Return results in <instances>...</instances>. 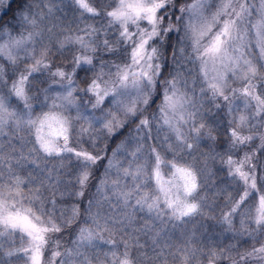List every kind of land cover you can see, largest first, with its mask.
Masks as SVG:
<instances>
[{"label":"snow or ice","instance_id":"obj_1","mask_svg":"<svg viewBox=\"0 0 264 264\" xmlns=\"http://www.w3.org/2000/svg\"><path fill=\"white\" fill-rule=\"evenodd\" d=\"M95 2L69 0L68 10L80 12L75 32L82 34L56 41L53 29L45 24L51 9L48 14L38 10L45 6V0H0V40L7 37L0 44V59L12 65L9 72L0 64V135L8 128L28 136L19 151L13 148L5 153L0 147V237L18 233L22 242L26 237V247L6 255L22 253L31 264H41L42 251L52 243L53 235L71 230L81 222L91 226L79 227L72 241V254L80 264L97 259L94 250L104 246L114 249L110 254L104 253L109 264H134L130 251L141 247L138 239L133 243L114 239L116 234L127 231L132 216L127 212L113 215L111 208L105 211V204L113 197L120 211L129 207L133 212L146 208L149 216L155 214L154 220L162 225L153 237L155 251L167 226L176 228L188 223L200 214L205 201L199 195L204 187L198 179L201 170L195 165L199 157L189 163L185 156L198 151L204 137L215 145L217 137L212 133L222 126L217 115L223 105L216 103L204 110L203 103L211 104L219 99L230 102L240 95L246 98V110L252 101L256 102V112L249 117L241 116V125L264 116V99L255 95L257 84L253 83L260 81L264 87V0L258 3L256 0H185L183 3L181 0H117L116 6L108 11L105 8L110 7L111 0L108 3L98 0L99 7L94 6ZM85 15L93 20H106L107 24L80 27L79 21ZM110 34L115 36L114 43L109 39ZM73 46L78 48V54L53 70L55 57L65 56ZM19 52L24 56L14 55ZM21 59L34 63L9 85L5 77L15 75ZM166 71L170 79H161ZM229 74L234 80L245 82V87L233 88L225 95L229 91ZM49 78L64 90L55 97L48 95L53 87L48 83ZM77 78L83 87L76 86ZM189 78L192 89L188 88ZM178 84H183L186 91L182 92ZM197 84L199 95L208 97L199 107L188 95L189 91L195 95ZM33 89L34 94L29 95ZM13 99L16 107L10 110ZM49 99L53 100L51 104ZM36 108L48 110L34 115ZM149 109L153 111L149 113ZM72 110L76 111L75 116L71 115ZM228 110L233 113L237 108L229 103ZM197 120L204 122L195 127ZM81 122L87 126L77 128ZM189 123L193 127L186 134L181 129ZM154 127L157 133L166 127L170 134L151 146L147 141L159 139L158 135H152ZM189 138L193 143H188ZM255 138L231 129L226 150L238 154L235 150ZM260 138L257 151H264V136ZM73 142L81 147L71 146ZM27 143L32 147L25 152ZM85 144L92 150L82 147ZM133 144L135 147L129 152ZM169 155L171 161L167 159ZM253 155L245 153L239 161L229 156L223 161L229 167V177L238 186L242 185L243 193L217 223L227 225L226 231L233 232V217H246L241 219V230L234 232V236L258 240L264 234V174L259 164L250 163ZM245 167L248 171L243 170ZM29 168L27 175L20 174ZM163 169L170 170L169 180L163 179ZM114 170L116 179L109 183ZM93 187L97 194L111 191L112 197L104 196L101 200L93 197L85 202ZM149 188L150 191H145ZM49 189L53 191L51 200L45 196ZM57 192L63 207H58ZM257 194L255 213L251 205L241 212ZM133 199L135 204L131 203ZM232 199L229 194L228 200ZM69 200L75 202L68 205ZM253 223L252 230L244 227ZM147 228L146 225L139 231ZM105 233L113 238L106 239ZM128 241H133L131 234ZM121 243L125 250L119 253ZM55 246H61L59 241ZM234 248L235 245H228L223 251L209 250L202 254L210 257L209 264H217ZM176 251L188 250L177 248ZM164 253L161 247L154 259H162ZM69 254L54 251L52 260ZM250 257L264 259V244L254 247L240 260L247 261Z\"/></svg>","mask_w":264,"mask_h":264},{"label":"trees","instance_id":"obj_2","mask_svg":"<svg viewBox=\"0 0 264 264\" xmlns=\"http://www.w3.org/2000/svg\"><path fill=\"white\" fill-rule=\"evenodd\" d=\"M190 0H187L189 2ZM68 2L69 0H45V6L38 9L39 11H43L48 14V9H51V13L48 14V19L45 21V24L52 28V35L54 40L61 41L68 35H81L82 33H76L75 29L77 27L76 18L80 16V12H72L68 10ZM109 0H105V3H108ZM117 0H111L110 7L105 8V11L111 10L116 6ZM185 2V0H181V3ZM94 6H100L98 0H96ZM179 6V5H177ZM15 7V6H14ZM84 24H91L96 27H100L101 24H107V21L101 20H93L88 15H85L83 21H79V26L83 27ZM43 26V25H42ZM69 29L72 31L70 32ZM118 33V29H117ZM58 34V35H57ZM105 37L101 36V39ZM109 39L114 43L115 36H109ZM58 46V44H57ZM53 52H55V48H53ZM23 53V52H22ZM78 54V48L73 46L69 51L65 53V56L57 55L55 57V66H60L64 63L72 61V58ZM23 57V56H22ZM66 57V59H65ZM38 58V56H37ZM114 59V58H113ZM33 60H23L19 61L18 68L16 70L15 75H12L9 78L6 75V79L8 80V84L11 85L12 81L17 78L21 71L27 68L28 63L30 64ZM119 63H123L124 61H117ZM0 64H4L5 67L11 72L12 65L6 63L5 60L0 59ZM70 71V69H68ZM83 75V74H81ZM47 77V74H46ZM169 78L167 76V71L165 72V76L161 77V79ZM56 81L59 78H55ZM35 83V81H33ZM48 83L53 84L51 91L48 93L50 97L56 96V85L52 79H48ZM253 83L257 84V88L255 89V95L261 96V99H264V87L261 86L260 81H253ZM55 85V86H54ZM229 91L225 92V95L230 94V90L235 88L242 90L245 87V82H241L240 80H234L232 77L228 79ZM47 85H42L41 87H46ZM78 87H83L82 84L79 83V78H77ZM177 87L183 92L186 89L183 87V84H178ZM189 89L193 88L191 83V78H189ZM34 89L32 92H29V95L34 94ZM195 95L191 91L188 92L189 96L193 97L194 103L199 107L201 106V101H206L208 97H201L200 93V85L197 84L194 87ZM5 94H7V89H5ZM78 100L79 97L77 96ZM87 99V97H85ZM245 97L237 95L230 102H224L222 99L213 101L211 104L203 103L202 107L204 110L209 109L210 107H214L216 103L222 104L220 112L217 115V120L221 123V127L217 131L212 133L213 136L217 137L215 145L213 142L207 137H204L199 144L198 151L193 152L192 156H185L186 160L189 163L194 161V158L199 157L198 160H195V165L197 169L201 170V175L198 176L199 181L204 186L200 191V197H205V201L203 206L200 209V214L191 218V220L182 224L179 227L173 228L171 224L167 226V229L164 233L159 237V242L156 244V250L153 251V237L155 233L159 231L162 225L159 221L154 220V215L149 216L147 213V209L144 211H140L137 209L133 212L132 208L129 207L125 211H120V208L116 206L115 198L113 197L105 204V211H108L111 208L113 215H124L125 212L131 214L132 222L128 223L127 231L118 233L115 235L114 239L117 242L126 241L129 243H133L138 239L139 245L141 247L136 248L133 247L130 251V256L134 260V264H209L210 257L203 255L202 253H207L209 250L220 252L227 249L228 245H235V248L226 252L225 256L217 262V264H264V259H259L257 257H250L247 261H241L240 257L243 256L247 252H251L254 247L258 248L261 244H264V234H261L258 240H252L247 238V236L235 237L234 232H238L241 230V219H247L241 215H236L233 217V232L226 231L227 225H218V221L222 218V216L229 212L230 209L234 206L236 200L239 199V196L243 193L242 185L238 186L236 181L232 180L229 175V167L223 161H226L229 156H232L233 160L239 161L241 160L245 153L253 155V159L251 160L252 165L259 164L262 169V174H264V151H257V148L261 144V136H264V116L258 117L256 119H252L250 121L245 122L243 125L240 124V117H249L252 116L256 112V102L252 101L251 106L246 110L244 107ZM41 100H43V96H41ZM53 102L52 99H49L48 103L51 104ZM159 103V100L157 101ZM232 103L237 110L233 113H229L228 105ZM16 107L15 100L13 99V103L10 108ZM47 108L41 109L36 108L34 115H39L42 111H47ZM194 110V109H189ZM149 113L153 111V109L148 110ZM77 113L75 110L71 111V115L75 116ZM99 115V113H97ZM233 118H235L233 120ZM230 121H233L230 123ZM204 121L197 120L195 127H199L200 123ZM159 123V121H157ZM81 125L87 126L84 122H81L77 125L79 128ZM256 125V127H253ZM135 125H132L134 127ZM193 127L191 123L185 125L181 131L186 134L189 133V130ZM237 129L240 135L242 136H254L256 137L249 144L243 146L242 148L235 150L238 154H234V152L227 151V144L229 143V131L231 129ZM4 129V135H0V147L4 148L5 153L12 152L13 148L17 151L20 150L21 144L26 143L28 136L27 133L23 131H15L14 133L10 131L8 128ZM207 131V129H205ZM169 130L165 127L159 133H157L155 127L152 129L153 137L159 136V139H152L147 141L148 145L156 146L161 141L164 140L166 135H169ZM119 141H117L118 143ZM172 142H175V136L172 137ZM188 143H193V141L189 138ZM103 145V141H101V146ZM219 145V146H216ZM73 147H77L79 149L81 145L73 142L71 144ZM32 147L31 143H27V147L24 148V151L27 152L28 149ZM82 147L91 151L92 149L89 145H82ZM115 147V145H113ZM135 145L129 146L128 150L131 152ZM200 153H204L205 155H200ZM111 155V153H109ZM117 159H121V157H117ZM169 161L172 160V156H167ZM50 163H56L52 161ZM67 163V161H65ZM183 165V162H181ZM125 167L127 164L125 163ZM235 167V166H234ZM169 169H163V171L168 172ZM244 171H248V168L245 167ZM31 171V169H26L21 172L22 176L27 175V172ZM102 171V170H101ZM63 179L67 180L70 177L63 176ZM116 179L115 170L113 174L109 177V183ZM98 182V181H97ZM128 183H131V179H128ZM26 190V189H25ZM61 191H63V187L61 186ZM127 190V189H125ZM151 189H145V191H150ZM229 194L232 195L233 199L231 201L228 200ZM258 195L255 199L250 200L248 204L244 206L240 211L244 212L247 210L249 205L252 206V211L255 213V207L258 202ZM45 196L51 200L53 198V191L49 189ZM104 196L112 197V192L105 190L100 194H97L95 187L91 189L88 195L85 197V202L88 198H95L96 200H101ZM55 198L58 200V207H63V203H59V192L56 193ZM74 200L66 201L68 205L74 203ZM197 203L198 201H193ZM132 204H135V199L131 201ZM28 207V205H25ZM95 207L93 211H95ZM211 217L212 219H209ZM254 219V216L252 217ZM166 219V217H165ZM148 228L141 232L140 229H144L145 226ZM201 225H204L203 227ZM212 225H217L212 227ZM90 227L89 224H77L75 228L71 230H65L62 234H55L52 236V243L45 246V249L41 254V264H80L79 260L75 258L73 251L74 245L72 241L76 238L77 229L79 227ZM244 227L252 230L255 228V224H246ZM131 234L133 237V241H128V236ZM105 238L110 239L113 238L105 233ZM59 241L60 247L57 248L56 242ZM27 246V238L25 237L24 241H21L20 234H7L4 237H0V261H3V264H30L28 257L23 256L22 253H14L13 256L9 257L6 255L9 251H14L16 249H21ZM163 247L165 249V253L162 259L156 260L154 257L159 253L160 248ZM177 248H184L188 251L177 252ZM123 243L120 244L119 253L124 251ZM54 251H59L62 255L65 252L70 253L68 256L57 257L55 261L52 260V255ZM84 251V249H81ZM93 251V250H89ZM98 254V258L92 260L90 264H109L107 260L104 259V253H111L114 249H110L107 246L97 248L94 250ZM175 254V255H173ZM30 255V254H29ZM185 256L188 259H185Z\"/></svg>","mask_w":264,"mask_h":264},{"label":"rangeland","instance_id":"obj_3","mask_svg":"<svg viewBox=\"0 0 264 264\" xmlns=\"http://www.w3.org/2000/svg\"><path fill=\"white\" fill-rule=\"evenodd\" d=\"M189 2H191V0L189 1ZM256 2L258 3L259 2V0H256ZM215 9L213 8L212 9V11H214ZM142 27L143 26H146L145 24H142L141 25ZM131 30V29H130ZM78 35V34H77ZM7 40V37H5L3 40H0V44H3L5 41ZM30 50V49H29ZM14 55H19L20 57H22V56H24V53H22V52H19V53H14ZM34 63V60L29 64L28 63V66L27 67H29V66H31L32 64ZM221 71H223L222 69H221ZM212 74H215V73H212ZM232 76L229 74V78H231ZM55 85L57 86L56 87V95L57 94H59V93H61V92H63L64 90L63 89H61V87L59 86V84H57V83H55ZM54 85V86H55ZM244 88V87H243ZM60 101H56V103H59ZM10 110H11V108H10ZM5 130H7L6 128H5ZM180 166H182V165H180ZM163 171V170H162ZM165 174H164V176H163V179L164 180H169L170 178H171V172H170V170H168V172H165V171H163ZM177 180H179V176H177ZM189 203H194L193 201H189ZM29 262H30V264H31V261L29 260Z\"/></svg>","mask_w":264,"mask_h":264}]
</instances>
